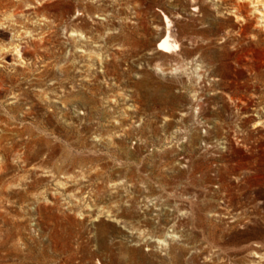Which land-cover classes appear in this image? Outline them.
I'll list each match as a JSON object with an SVG mask.
<instances>
[{
  "label": "rangeland",
  "instance_id": "1",
  "mask_svg": "<svg viewBox=\"0 0 264 264\" xmlns=\"http://www.w3.org/2000/svg\"><path fill=\"white\" fill-rule=\"evenodd\" d=\"M259 1L0 0V264H264Z\"/></svg>",
  "mask_w": 264,
  "mask_h": 264
},
{
  "label": "bare ground",
  "instance_id": "2",
  "mask_svg": "<svg viewBox=\"0 0 264 264\" xmlns=\"http://www.w3.org/2000/svg\"><path fill=\"white\" fill-rule=\"evenodd\" d=\"M261 1V0H260ZM259 1V2H260ZM257 2V1H256ZM241 7V6H240ZM227 9V8H226ZM229 10H231L232 12H234L235 13V11H237L239 8H238V6L236 5V4H233V6H231L230 8H228ZM226 12H228V10L226 11ZM233 13H231V15H232ZM260 14H262V13H260ZM235 15V18H241V16H240V14L239 13H235L234 14ZM264 19V18H263ZM165 20H166V22H169V20L167 19V17L165 16ZM241 20V19H240ZM238 21V20H237ZM244 21V20H243ZM10 26V25H9ZM12 27V26H11ZM14 30V31H13ZM13 30H10L11 32L13 31V34H12V36H11V38H10V42H9V44L8 45H0V47H1V49H0V59H3L4 58V56H5V54L6 53H8V52H11V51H13L14 52V54L16 55V56H18L19 57V59L21 60V53H22V50H24L23 49V45L21 44V42H20V35L18 34V29H16V28H14ZM168 30H170V29H168ZM174 32V31H173ZM169 33H170V31H169ZM172 34V33H171ZM174 36V35H173ZM18 41V42H17ZM7 46H9L8 48H7ZM11 47V48H10ZM178 44H177V42H175L174 40H172V39H170L169 38V34H166V36H164L159 42H158V44H157V49L158 50H163V51H166V50H170V49H174V50H176V49H178ZM14 55V56H15ZM16 58V57H15ZM17 60V59H16ZM2 61H4V60H2ZM5 61H6V59H5ZM22 61V60H21ZM20 61V62H21ZM23 62V61H22ZM24 62H26L25 60H24ZM2 63V62H1ZM21 64H23V63H21ZM27 65V64H26ZM2 66V65H1ZM4 66V65H3ZM2 66V67H3ZM27 67H29V66H27ZM21 69H22V67H21ZM13 70V69H12ZM43 70V69H42ZM51 70V69H50ZM61 71V70H60ZM63 71V70H62ZM18 72V71H17ZM51 72V71H50ZM53 72H55V71H53ZM43 73V72H42ZM56 73V72H55ZM5 75V74H4ZM9 75V74H8ZM40 76V75H39ZM10 78H12L11 76H9ZM4 80V79H3ZM7 80V79H6ZM10 81V80H9ZM1 85H3V84H1ZM14 86H16V85H14ZM13 88V87H12ZM13 90H15V87L13 88ZM87 98V97H86ZM26 130H28V128H26Z\"/></svg>",
  "mask_w": 264,
  "mask_h": 264
}]
</instances>
